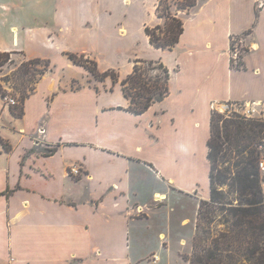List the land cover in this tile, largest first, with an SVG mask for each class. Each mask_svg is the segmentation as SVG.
Returning a JSON list of instances; mask_svg holds the SVG:
<instances>
[{
	"label": "crops",
	"instance_id": "crops-1",
	"mask_svg": "<svg viewBox=\"0 0 264 264\" xmlns=\"http://www.w3.org/2000/svg\"><path fill=\"white\" fill-rule=\"evenodd\" d=\"M6 1H0V52L23 51L51 63L56 54L64 62L37 83L22 116L0 94V264H140L154 253L155 263L167 264L172 209L185 205L186 194L210 195L211 103L264 101V0H197L176 16L183 32L172 50L153 47L146 26L149 54L111 62L121 68H114L119 78V71L125 78L133 72L136 59L160 61L170 70L168 96L142 114L126 110L121 86L106 90L110 77L85 86V68L65 51L90 50L94 33L71 32L62 48L53 41L60 36L52 35L51 25L71 0L61 6L45 0L51 10L35 13L34 20ZM85 1L83 21L96 16L93 22L103 28L112 24L101 30L105 35L120 22L111 21L118 8L139 4L140 26L158 2ZM3 7L9 8L5 15ZM28 24L36 25L34 34ZM231 37L247 45L245 69L231 67ZM75 80L83 85L74 87ZM115 92L120 97L108 101L105 95ZM73 164L80 174L71 172ZM200 199L194 219L177 215L181 227H190L181 245L196 235ZM141 244L145 250L137 249Z\"/></svg>",
	"mask_w": 264,
	"mask_h": 264
},
{
	"label": "trees",
	"instance_id": "trees-1",
	"mask_svg": "<svg viewBox=\"0 0 264 264\" xmlns=\"http://www.w3.org/2000/svg\"><path fill=\"white\" fill-rule=\"evenodd\" d=\"M196 2L188 6L193 7ZM158 30L160 34L157 35ZM145 32L153 47L172 50L183 32V23L175 16L168 23L164 35H161L159 25L153 28L147 26ZM236 39L240 38L231 37V51L236 48ZM68 56L74 64L89 70L99 81L107 77L114 83L119 81V75L114 69L101 72L95 61L94 68H90V59L82 61L74 53H68ZM9 59L10 52H0V73ZM41 61L47 65L51 63L47 59L35 58L24 64ZM231 67L245 69L243 56L237 64L231 59ZM44 72L46 70L41 76ZM169 80L170 70L162 62L136 59L133 72L121 81L123 94L129 100L126 110L142 114L153 104L165 100L169 94ZM1 81L6 83L8 79L0 78V94L6 98L8 92L3 89ZM35 90L36 87L21 89L20 99L12 110L16 116L24 114V103ZM263 139L264 123L261 121L212 114L208 141L210 195L199 206L189 264H264V191L261 187L257 150V145ZM56 149H48L46 155L53 154ZM217 213L221 216L220 228L213 225Z\"/></svg>",
	"mask_w": 264,
	"mask_h": 264
},
{
	"label": "rangeland",
	"instance_id": "rangeland-1",
	"mask_svg": "<svg viewBox=\"0 0 264 264\" xmlns=\"http://www.w3.org/2000/svg\"><path fill=\"white\" fill-rule=\"evenodd\" d=\"M5 1V0H0ZM15 2L16 4H19L20 6L17 9L25 10L26 12H29L32 16V20H34L35 13H38L40 11L44 12L45 10H51L49 8V4L45 2V0H7L6 3ZM69 0H58V4L60 6L62 4H68ZM196 2V0H158L156 8L152 9V6L149 7L148 11L151 15L147 16V18L143 21V23L140 24L139 22L144 17V10L142 11L140 9L139 4H135L132 7L129 8H118L116 14L114 16L112 15L111 21L116 22L120 21L111 31L106 32V35L104 32H101V30L106 28L109 29L112 24H106V26L103 28L105 24L96 23L93 21H96V16H93L92 18H85L86 22L83 21V18L85 17V4L87 2L85 0H71V5L65 8V9H59V18L60 21L54 25H51L53 31L52 35H59V39L53 38V41L57 40V44L62 48L65 46L64 42L68 40V36L71 35V32H85L87 35V38L91 36L94 33L93 37L89 38V47H91L90 50H87L86 52H77L72 49H66L65 52L68 53H75L77 54L78 59L85 61L86 59H90L91 62L88 63V67L94 68V61L97 62L98 70L101 72H104L111 68L114 69H121L119 66H113L112 63L123 65L127 59L129 58V62L133 61L134 58H136V54L138 56H144L149 54L150 50H148V47H150L147 43V38L144 34V28L146 26L153 28L156 25H159L162 33L161 35H164L167 29V25L169 22H171L172 17H175L179 14L180 11H183L185 9L191 10L192 6H188L192 4L193 2ZM49 6V7H48ZM88 8V7H87ZM86 8V9H87ZM6 10L8 11V7H3L1 9V15L6 14ZM153 10V11H152ZM143 12V13H142ZM31 18V17H30ZM70 19H73L71 21ZM92 19V22H91ZM47 26V24H44ZM27 29H30V33L34 34L36 32V25L35 24H28L25 25ZM85 28V30H84ZM126 29L130 33L127 36H121L120 30ZM128 28V29H127ZM91 30V34H90ZM101 32V33H100ZM145 39H143V36ZM60 33H66V35L62 36ZM99 33V34H98ZM89 34V35H88ZM156 34H160V31H156ZM104 35L106 37H104ZM62 36V37H61ZM98 37L101 38V41L99 43ZM66 37V38H65ZM243 37H240L239 40L236 39V44H240V58L241 56H244L246 51L245 48L247 47L246 43H243V40H241ZM67 39V40H66ZM83 40V39H82ZM74 41V40H73ZM76 41V40H75ZM81 41V40H80ZM50 42V41H49ZM68 43V42H67ZM64 45V46H63ZM73 46V44H72ZM103 49L106 53V56L103 52H101V49ZM59 47V48H60ZM247 49V48H246ZM242 50V51H241ZM61 52L60 50L58 51ZM63 52V54L65 53ZM48 53V52H47ZM32 57H28L25 52L23 51H14L10 53V59L6 65L3 66V71L0 73V78L7 77L8 81L4 83L1 81L3 89L7 90L8 96L16 100V103L19 101L21 96V89H30L32 87L37 86V81H40L43 77L49 75L51 71H53V64L60 65L64 62V59L60 55L53 54L51 56V59L53 63H50V65H47L44 61L41 62H35L29 65H25L24 63L28 62L29 59ZM144 59H147L146 57ZM93 60V61H92ZM241 60V59H240ZM112 62V63H111ZM28 68V69H27ZM84 69V68H83ZM26 70L28 73H26ZM46 70L41 76V73ZM115 70V69H114ZM85 71V86L86 85H96V78L95 76L87 69H84ZM120 78L119 81L116 83H112L111 79L108 78L106 80V90H118L121 86V81L124 80L123 73L120 72ZM160 73V72H159ZM158 73V74H159ZM153 75H155V72H152ZM157 74V73H156ZM83 84L78 80H76L73 83L74 87H81ZM102 85V84H101ZM103 86V85H102ZM108 101H114L115 99H118L120 97V94L118 92H115L111 95H105ZM6 97V99H7ZM8 102V100H7ZM11 106H14L10 104ZM204 179V177H203ZM205 189L206 186L204 185ZM207 191V189H206ZM198 192L194 194H186L183 199L186 201L185 205L182 208H178L175 210L173 208V219L174 222L173 226H171V233H170V240L166 241L168 243L165 244L166 250H168L166 254L167 264H189L188 258L191 257L193 252V244H194V238L193 236L191 238L190 236V242L188 245L180 244V236L185 235L188 236L190 232V227L184 228L181 227V223L178 221L179 217L182 215L187 217H193L196 216L195 210V203H197L203 194H200ZM205 194V192H204ZM202 195V196H201ZM191 196L192 198H190ZM196 198V199H195ZM205 200V199H202ZM200 199L199 205L202 201ZM199 210V207H198ZM177 215L179 217H177ZM220 213H217L216 219L213 223V225H216L217 228H220L222 225L219 224L220 220ZM190 225V224H189ZM197 227V222H196ZM154 232V231H153ZM144 239L145 235H144ZM145 242V241H144ZM135 246V245H134ZM137 249L145 250L146 245L141 244L137 246ZM155 254V253H154ZM150 254L147 257L143 258L140 262V264H157L154 262L156 260V257L159 258V256ZM154 258V259H153ZM164 263L163 260L160 262V264Z\"/></svg>",
	"mask_w": 264,
	"mask_h": 264
},
{
	"label": "built area",
	"instance_id": "built-area-1",
	"mask_svg": "<svg viewBox=\"0 0 264 264\" xmlns=\"http://www.w3.org/2000/svg\"><path fill=\"white\" fill-rule=\"evenodd\" d=\"M231 59L237 64L240 58V49L238 45L231 52ZM9 104H16V100L7 97ZM213 113L222 114L227 118H240L244 120L261 121L264 123V101L259 100H241V101H213L210 105ZM44 132V129H41ZM259 152L258 169L260 173L261 187L264 191V139L257 145ZM73 174H80L81 167L77 164L71 166ZM158 259V257H156Z\"/></svg>",
	"mask_w": 264,
	"mask_h": 264
},
{
	"label": "bare ground",
	"instance_id": "bare-ground-1",
	"mask_svg": "<svg viewBox=\"0 0 264 264\" xmlns=\"http://www.w3.org/2000/svg\"><path fill=\"white\" fill-rule=\"evenodd\" d=\"M121 34L122 35H125L126 34V31L125 30H121Z\"/></svg>",
	"mask_w": 264,
	"mask_h": 264
}]
</instances>
